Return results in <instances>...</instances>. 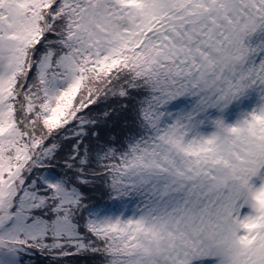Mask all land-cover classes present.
<instances>
[{"label": "snow or ice", "instance_id": "obj_1", "mask_svg": "<svg viewBox=\"0 0 264 264\" xmlns=\"http://www.w3.org/2000/svg\"><path fill=\"white\" fill-rule=\"evenodd\" d=\"M37 254L264 264V0H0V264Z\"/></svg>", "mask_w": 264, "mask_h": 264}, {"label": "trees", "instance_id": "obj_2", "mask_svg": "<svg viewBox=\"0 0 264 264\" xmlns=\"http://www.w3.org/2000/svg\"><path fill=\"white\" fill-rule=\"evenodd\" d=\"M98 198L100 197L99 193L95 194ZM36 262V264H48V260L44 259L43 257H41L39 254H37L36 257L33 258ZM80 264H86L85 261H80Z\"/></svg>", "mask_w": 264, "mask_h": 264}]
</instances>
